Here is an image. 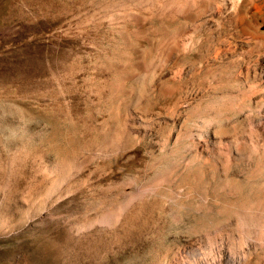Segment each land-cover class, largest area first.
I'll return each mask as SVG.
<instances>
[{"label":"rangeland","instance_id":"rangeland-1","mask_svg":"<svg viewBox=\"0 0 264 264\" xmlns=\"http://www.w3.org/2000/svg\"><path fill=\"white\" fill-rule=\"evenodd\" d=\"M88 7V0H0V264H163L205 247L215 226L236 240L234 208L264 215L256 207L264 199V142L224 155L230 137L247 141L252 129L229 120L230 106L246 103V81L206 76L205 55L196 74L166 81L168 91L125 107L114 97L105 102L88 89L89 77L102 78L89 68L120 37L105 24L63 30ZM263 84L252 98L264 95ZM202 122L226 126L225 144L209 145L211 153L174 140L176 124ZM118 129L120 138L105 146ZM225 183L238 194L227 195ZM228 200L237 206L217 214ZM242 245L249 256L237 264H264V246ZM227 255L220 264H230Z\"/></svg>","mask_w":264,"mask_h":264},{"label":"bare ground","instance_id":"bare-ground-1","mask_svg":"<svg viewBox=\"0 0 264 264\" xmlns=\"http://www.w3.org/2000/svg\"><path fill=\"white\" fill-rule=\"evenodd\" d=\"M88 1V10L78 11L75 24L68 25L63 30L77 35L84 31V27L95 28L105 24L121 39L117 44H112L110 49L102 50V59H96L91 63L89 72L93 73V68L98 69L102 76L94 84L91 83L93 77H89L88 89L92 93L106 95L105 102H107V97H114L119 106L132 105L137 103L142 95L154 91L163 92L166 89V81L174 82L185 71L196 74L202 69L201 62H204L202 60L204 57L201 59L200 56L206 55L205 61L208 67L205 70L208 75L206 72L203 73L204 78L206 75L217 82L233 78L247 83L243 88L244 97H246V103H244L245 100L243 103L248 112L241 115L240 108L244 106L240 107L236 104L239 102L236 101L230 106L231 115L230 119H227L231 120L235 128L251 123L250 128L252 129L246 137V142L239 141L236 137H230L229 140L232 142L229 144L228 150L224 151L225 154L222 153L226 158H229L233 153L239 156L240 151L244 150L243 146H247L249 152L262 146L264 119L259 113L264 111V95L254 99L252 94L255 86L264 82V0ZM142 42L148 46H143ZM192 53H198L200 59H188ZM228 88L230 92L234 90L232 86ZM126 124L128 123L126 122ZM220 124L215 123L213 126L206 122L193 126L176 124L173 137L178 142L188 139L212 153L209 145L214 144L220 148L225 144L224 139L231 135L229 129ZM100 126L102 127V125ZM101 129L103 132H108L106 124ZM122 129H118L111 135L108 133L109 138L104 143L105 146L114 144L120 138ZM197 151L199 153V150ZM221 151L217 149L215 153ZM198 156L200 157V155ZM70 166L64 165L63 169H70ZM230 185L225 183L221 189L231 197L236 195L237 191ZM234 202L236 203V201ZM232 203L229 201L222 209H218L217 214L227 215L236 205L229 206ZM256 207L259 208V211H263L264 199L257 201ZM203 208L205 207L198 209L205 212L211 210L207 207L205 210ZM234 211L237 213L240 211L234 223L235 230L240 232L236 240L229 233L226 234L224 228L215 226L212 235L208 233L204 236L206 238L205 247L197 246L185 249L178 259L172 258L163 264H220L224 249L228 251L227 258L230 264L245 262L249 253L247 254L248 248L247 252L245 251L243 242L250 240L256 251L264 246V215L255 214L248 208L239 210L238 206L237 210L234 208Z\"/></svg>","mask_w":264,"mask_h":264}]
</instances>
